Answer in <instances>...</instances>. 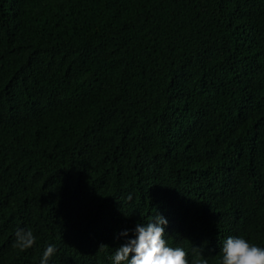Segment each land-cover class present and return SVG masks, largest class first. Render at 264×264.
I'll list each match as a JSON object with an SVG mask.
<instances>
[{"label":"trees","instance_id":"obj_1","mask_svg":"<svg viewBox=\"0 0 264 264\" xmlns=\"http://www.w3.org/2000/svg\"><path fill=\"white\" fill-rule=\"evenodd\" d=\"M156 212L189 264L264 248V0H0V264H113Z\"/></svg>","mask_w":264,"mask_h":264},{"label":"clouds","instance_id":"obj_2","mask_svg":"<svg viewBox=\"0 0 264 264\" xmlns=\"http://www.w3.org/2000/svg\"><path fill=\"white\" fill-rule=\"evenodd\" d=\"M131 199V196L128 197ZM167 219L157 213L147 223L137 224L134 238L116 248L113 264H189L186 252L179 247L169 246L165 239ZM120 235L127 236V230ZM36 238L31 230L17 228L14 247L20 251L31 248ZM200 254L201 250L196 248ZM220 264H264V248L249 244L241 237H228L222 246ZM56 247L49 244L43 251L40 264H49ZM195 264H208L206 259Z\"/></svg>","mask_w":264,"mask_h":264}]
</instances>
